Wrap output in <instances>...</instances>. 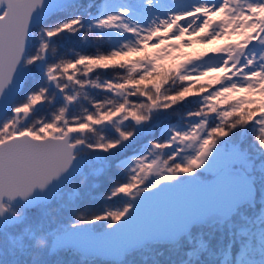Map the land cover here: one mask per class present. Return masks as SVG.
<instances>
[{
    "label": "snow or ice",
    "instance_id": "6c2138e0",
    "mask_svg": "<svg viewBox=\"0 0 264 264\" xmlns=\"http://www.w3.org/2000/svg\"><path fill=\"white\" fill-rule=\"evenodd\" d=\"M0 264H264V0H0Z\"/></svg>",
    "mask_w": 264,
    "mask_h": 264
},
{
    "label": "trees",
    "instance_id": "16d2710c",
    "mask_svg": "<svg viewBox=\"0 0 264 264\" xmlns=\"http://www.w3.org/2000/svg\"><path fill=\"white\" fill-rule=\"evenodd\" d=\"M215 43L221 44V43H224V42L223 41H216ZM207 47H209V46L204 45V44L200 43L199 41H197V42H194L190 47H187V50L184 49V48H186V46L183 47L182 51L185 52V53H188L190 55H196L198 52L204 51ZM149 51H152V49L150 48ZM166 63H170V61H166ZM103 198H104L103 193H100L99 194V199L102 201ZM106 206L107 205H103V204L97 205V204L94 203L92 205V208H93V210H97L99 207H106Z\"/></svg>",
    "mask_w": 264,
    "mask_h": 264
},
{
    "label": "water",
    "instance_id": "95a60500",
    "mask_svg": "<svg viewBox=\"0 0 264 264\" xmlns=\"http://www.w3.org/2000/svg\"><path fill=\"white\" fill-rule=\"evenodd\" d=\"M183 195H191V196H195V195H197V192H196V190H193L191 193H189V194H181V196H183Z\"/></svg>",
    "mask_w": 264,
    "mask_h": 264
},
{
    "label": "rangeland",
    "instance_id": "374dc122",
    "mask_svg": "<svg viewBox=\"0 0 264 264\" xmlns=\"http://www.w3.org/2000/svg\"><path fill=\"white\" fill-rule=\"evenodd\" d=\"M220 41H223V40H220ZM194 42H197V41L194 40L193 43H194ZM223 42H224V41H223ZM193 43H192V44H193ZM187 47H188V46H186V48H184V49L187 50ZM181 58H183V57H181Z\"/></svg>",
    "mask_w": 264,
    "mask_h": 264
}]
</instances>
